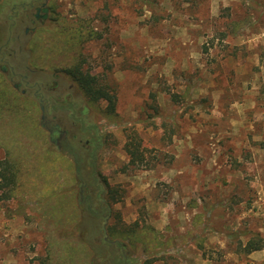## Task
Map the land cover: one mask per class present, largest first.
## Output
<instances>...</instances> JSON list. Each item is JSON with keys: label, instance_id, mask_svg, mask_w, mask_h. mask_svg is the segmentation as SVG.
<instances>
[{"label": "rangeland", "instance_id": "374dc122", "mask_svg": "<svg viewBox=\"0 0 264 264\" xmlns=\"http://www.w3.org/2000/svg\"><path fill=\"white\" fill-rule=\"evenodd\" d=\"M30 2L0 0V161L22 168L0 264H264V247L236 251L264 240V0H47L25 35L8 17ZM76 64L111 102L84 95Z\"/></svg>", "mask_w": 264, "mask_h": 264}, {"label": "trees", "instance_id": "16d2710c", "mask_svg": "<svg viewBox=\"0 0 264 264\" xmlns=\"http://www.w3.org/2000/svg\"><path fill=\"white\" fill-rule=\"evenodd\" d=\"M80 66V64L74 65L68 73H70L84 95L93 101L99 98H105L111 102L113 95L110 93V89H108L107 86L102 85L97 76L90 74L87 71L83 72V70H80ZM109 111H113V107L111 105H109ZM123 149L128 155L131 164L136 165L143 161V153L140 149V142L135 140L132 136H129V139L125 142ZM19 157L21 158H19L20 162H22L23 157ZM15 160L14 162L8 158H4L0 161V200L9 199L15 191V187L19 185L22 168H20V163L17 161L18 159L16 157ZM81 195V201L86 202V198L82 192ZM104 243L105 241L103 244ZM239 247L241 249L238 248L239 250H236L237 252L244 251L245 253H250L261 250L264 247V240L257 234L250 237L243 246L240 242ZM144 264H149V261L146 260Z\"/></svg>", "mask_w": 264, "mask_h": 264}, {"label": "flooded vegetation", "instance_id": "af4514ba", "mask_svg": "<svg viewBox=\"0 0 264 264\" xmlns=\"http://www.w3.org/2000/svg\"><path fill=\"white\" fill-rule=\"evenodd\" d=\"M31 2L28 4L29 6V10L25 9V6L22 8V10H17L16 12V7L13 6L12 10L14 12H16L13 15H10L8 17V20L10 21V23H8L7 25L11 28H15L19 25L25 24L26 26L24 27L23 33L26 35L29 30L31 29H35L34 27H29V23H37V22H42L44 21L47 17H48V11H49V7L47 6V0H41L40 3H35V1L37 0H30ZM23 4V2H22ZM25 5V4H24ZM20 35L17 34V38H19ZM21 47V46H20ZM2 53V48L0 47V55ZM13 55L15 54V51L12 52ZM1 70L3 72H5L4 74H8L9 71L5 66H1ZM12 74L15 73L14 70L11 71ZM46 75H49L50 77L51 75V71H48L47 73H42L41 79L37 80V82L35 83V90L33 92V96L36 95L37 97V102L41 108V111L44 113L45 110V106L50 105L51 103V92L54 91L55 87H56V82L54 80L50 81L49 83L47 82V79L45 77ZM23 78H27V75L24 74ZM27 83V82H26ZM13 87L15 89H20L21 94H26V88H21V82H15L13 83ZM28 87V86H27ZM43 89L47 90L46 93L43 92ZM39 94V95H38ZM34 97V98H36ZM50 115L49 119L47 118V116L45 114L41 115V120H43V122L45 124L47 123H51V113H48ZM48 120H47V119ZM46 130L49 134V137L51 139V136H55L53 139V141L58 144L59 142V138H64L65 140H67V131L66 130H62L58 128L57 124H53L52 127L50 125H48L46 127ZM86 143H88V145L90 144L89 139L86 140Z\"/></svg>", "mask_w": 264, "mask_h": 264}]
</instances>
